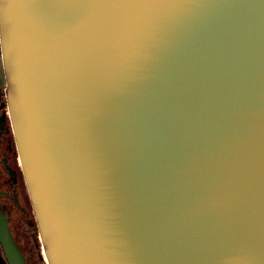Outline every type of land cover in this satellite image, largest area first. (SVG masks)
<instances>
[{"label": "water", "instance_id": "water-1", "mask_svg": "<svg viewBox=\"0 0 264 264\" xmlns=\"http://www.w3.org/2000/svg\"><path fill=\"white\" fill-rule=\"evenodd\" d=\"M0 52L47 264H264V0H0Z\"/></svg>", "mask_w": 264, "mask_h": 264}, {"label": "flooded vegetation", "instance_id": "flooded-vegetation-1", "mask_svg": "<svg viewBox=\"0 0 264 264\" xmlns=\"http://www.w3.org/2000/svg\"><path fill=\"white\" fill-rule=\"evenodd\" d=\"M0 216L5 221L13 241L24 254L29 249L35 256L38 227L23 174L4 94L0 87ZM25 244L24 246L22 245ZM27 264L28 256H24ZM0 262L5 255L0 244Z\"/></svg>", "mask_w": 264, "mask_h": 264}, {"label": "rangeland", "instance_id": "rangeland-1", "mask_svg": "<svg viewBox=\"0 0 264 264\" xmlns=\"http://www.w3.org/2000/svg\"><path fill=\"white\" fill-rule=\"evenodd\" d=\"M4 84H5V79H4L3 65L1 59V52H0V87L3 86ZM37 238H38L37 240L38 246L35 256H32L28 248L24 250L23 255L26 257L28 256L27 264H47L38 233H37ZM22 245L24 246L25 244H23L22 242Z\"/></svg>", "mask_w": 264, "mask_h": 264}]
</instances>
